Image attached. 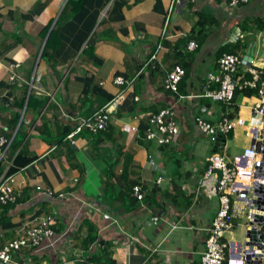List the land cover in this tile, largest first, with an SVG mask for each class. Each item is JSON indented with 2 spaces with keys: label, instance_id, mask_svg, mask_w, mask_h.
Returning <instances> with one entry per match:
<instances>
[{
  "label": "crops",
  "instance_id": "1",
  "mask_svg": "<svg viewBox=\"0 0 264 264\" xmlns=\"http://www.w3.org/2000/svg\"><path fill=\"white\" fill-rule=\"evenodd\" d=\"M176 1L0 0V137L8 142L0 146V181L11 177L17 191L14 203H0V245L46 214L62 234L41 256L22 250L26 264H199L218 201L214 183L199 184L214 145L194 119L216 123L223 104L188 95L216 86L206 77L218 73L224 53L264 65V29L255 24L264 0L237 7L228 0ZM203 16L206 38L189 50ZM224 46L236 49L220 55ZM175 64L186 74L178 93L162 86ZM116 75L126 83H113ZM237 76L248 77L246 67ZM251 91L234 97L224 147L232 142L239 151L218 150L228 161L251 141ZM116 97L106 129H82L71 144L78 119ZM163 106H173L180 126L167 146L144 138L149 113ZM38 185L51 195L39 194ZM134 185L143 189L142 202ZM152 213L159 221L148 225Z\"/></svg>",
  "mask_w": 264,
  "mask_h": 264
},
{
  "label": "built area",
  "instance_id": "2",
  "mask_svg": "<svg viewBox=\"0 0 264 264\" xmlns=\"http://www.w3.org/2000/svg\"><path fill=\"white\" fill-rule=\"evenodd\" d=\"M248 1L228 0V5L237 7ZM186 47L195 50L198 44L192 40L188 41ZM217 65L218 73H210L206 77L207 84L215 83L216 86L188 97H208L220 102L225 108L234 104L236 89H254L257 99L251 107V141L244 152L235 156L232 161H228L218 150L206 158L207 168L199 184L204 186L214 183L212 193L217 198L218 207L206 228L204 250L200 255L199 264H264V65L258 67L252 59L236 53L222 54L217 59ZM241 66L246 67L248 77L237 76ZM184 75V68L175 64L163 78L164 90L178 93L179 83ZM10 79L15 78L11 75ZM112 81L117 85L126 83V79L121 75L114 76ZM117 104L116 97L90 116L79 118L67 136L70 143H75L74 136L82 129L90 133L105 130L108 116L116 111ZM194 121L213 145L217 135L220 138L221 135L227 137L234 123L228 111H224L216 123H211L202 116H195ZM179 129V120L173 106H163L149 113L144 138L160 146H167L176 141ZM7 145V140L0 137V146ZM1 154H4V150ZM148 163L156 168L151 155H148ZM161 180L162 176L159 175L155 182L160 183ZM11 181V177L0 181L1 204L14 203L17 199V191L12 188ZM36 189L39 194L52 193L39 185ZM132 193L138 201H143L144 192L140 185H134ZM158 221L159 215L152 213L145 223L156 224ZM54 224L55 218L52 214L41 215L28 221L24 234L0 245V264H26L19 256L25 249L39 256L46 250L54 249L62 237V234H56ZM238 226L242 227L239 233L236 232ZM81 264L109 263L81 259Z\"/></svg>",
  "mask_w": 264,
  "mask_h": 264
},
{
  "label": "trees",
  "instance_id": "3",
  "mask_svg": "<svg viewBox=\"0 0 264 264\" xmlns=\"http://www.w3.org/2000/svg\"><path fill=\"white\" fill-rule=\"evenodd\" d=\"M206 24H208V22H206V18L203 16V17H201L200 18V22H199V27H198V30H195L194 32H195V36L194 37H192V38H194L195 40H197L198 41V43L197 44H200L205 38H206V33L204 32V30H205V27H203V29H201L200 27L201 26H205ZM209 24H211V22H209ZM255 24L257 25V27H258V29H260V30H262V29H264V16L263 17H259V18H257L256 19V21H255ZM235 49H236V47H231V48H229V47H226V46H224V47H222L221 49H220V55L222 54V53H224V52H234L235 51ZM219 55V56H220ZM186 75V74H185ZM183 79V78H182ZM181 82V81H180ZM180 84V83H179ZM248 90H250V89H248ZM252 90V89H251ZM246 91V90H244V94L245 95H250L251 93H252V91ZM239 92V90L238 89H236L235 90V93H234V97H235V95H236V93H238ZM234 97H233V101H234ZM223 106V112L224 111H226L225 110V106L224 105H222ZM229 108H231L232 109V111H233V109H234V111H235V105L233 104V105H231ZM234 111L233 112H228L229 113V116L232 118V116H233V113H234ZM231 134H230V132L228 133V137L230 136ZM221 139L222 140H226V137L224 136V135H221ZM100 242V241H99ZM106 262H108L109 264H114V262L113 261H110V260H106Z\"/></svg>",
  "mask_w": 264,
  "mask_h": 264
},
{
  "label": "rangeland",
  "instance_id": "4",
  "mask_svg": "<svg viewBox=\"0 0 264 264\" xmlns=\"http://www.w3.org/2000/svg\"><path fill=\"white\" fill-rule=\"evenodd\" d=\"M260 54H263L264 55V49H262L261 51H260ZM214 106H216V104H213ZM252 115V114H251ZM251 118H252V116H251ZM253 120V119H252ZM252 126V125H251ZM236 144L234 145L232 142H229V143H227V146H225L222 150H220L221 152H223V151H225V152H228V154H230V155H233V153L237 150L236 149ZM237 151H239V150H237ZM241 226H238L237 228H236V232L237 233H239L240 231H241Z\"/></svg>",
  "mask_w": 264,
  "mask_h": 264
},
{
  "label": "water",
  "instance_id": "5",
  "mask_svg": "<svg viewBox=\"0 0 264 264\" xmlns=\"http://www.w3.org/2000/svg\"><path fill=\"white\" fill-rule=\"evenodd\" d=\"M224 148V141L220 138L219 135L216 137V141L214 143V152L217 150H222Z\"/></svg>",
  "mask_w": 264,
  "mask_h": 264
}]
</instances>
